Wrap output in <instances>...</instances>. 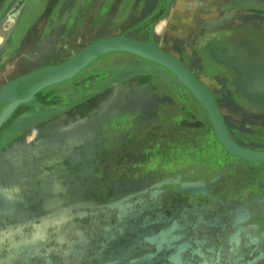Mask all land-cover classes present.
Wrapping results in <instances>:
<instances>
[{"label": "rangeland", "instance_id": "374dc122", "mask_svg": "<svg viewBox=\"0 0 264 264\" xmlns=\"http://www.w3.org/2000/svg\"><path fill=\"white\" fill-rule=\"evenodd\" d=\"M72 1L0 0V91L12 96L0 100V264H264V159L223 145L164 64L128 50L73 59L130 34L176 48L231 136L264 150V60L250 65L247 40L226 37L245 27L264 40V0H207L219 14L176 18L177 45L163 16L160 33L142 21L148 38L142 22L108 30L133 0H76L94 14L79 49L62 31L73 18L59 17Z\"/></svg>", "mask_w": 264, "mask_h": 264}, {"label": "crops", "instance_id": "0c3cea01", "mask_svg": "<svg viewBox=\"0 0 264 264\" xmlns=\"http://www.w3.org/2000/svg\"><path fill=\"white\" fill-rule=\"evenodd\" d=\"M75 1L76 0L72 1V2H74L72 4V8L69 7L66 10H63L62 13L59 15V17L61 18L60 20H62V21L65 20V23H64L65 25L67 24V21L64 18H73V20L70 21L71 25L69 27H66V28L64 27V29L62 31H68L69 32V36L67 37L68 41L73 40L72 42H74V44L76 42V45H74V46H76V49H79L81 47H85L87 45V43L94 37L93 36L94 35V32H93L94 28L92 26L93 23H92V21H89L90 19H88V17H90L91 15H94V14H93V10H90V9H87L88 11L84 10L83 12L80 11V9H76ZM117 1H121V0H117ZM206 1L207 0H133L132 4L130 5V7L128 8L126 13H124L122 15L119 22L111 23V27L108 30H110V32L121 31V30H124V28H126V27L128 28L131 26H137L143 20H146V18L152 17L153 19L149 23L150 24L154 23L155 24L154 30L156 32L160 33L162 31V28L160 26L161 22H156L157 21L156 18L163 16V17L169 18V23L171 25L170 28L168 29V31L170 33L169 37L172 40H175V43L177 45L180 43L181 37H185V36H180L179 32L177 31L178 26H180L179 21H181V20L178 21V20H176V18H179V17L185 18V17H189V16L201 17L204 15L205 16H217L219 14V13L214 12V11L212 12V9L210 11L208 8H204L203 6L206 3ZM20 5H22L21 1H18L17 6H20ZM194 7H196L195 10H194ZM105 15H106V18L107 17L111 18V16L107 13ZM107 15H109V16H107ZM250 15L252 16V14H250V13L249 14L246 13V15H245V16H248L249 21L253 20ZM242 16H244V15H242ZM159 21H161V20H159ZM111 22H112V20H111ZM146 23L147 22H142V24L139 25V28H137V32L139 33L138 35H140L141 37H144V38H148L147 33L149 31L148 29L145 28L148 25ZM108 30H106V31H108ZM251 31H252L251 29L247 30L245 27H243V28L240 27V28L234 29L231 32L227 33L226 37L231 38L232 41H237V38H239V35L241 34L242 38H244L241 40H247L248 42H250L251 39H254V37L252 38ZM246 32L249 36L246 34ZM252 32H254V31H252ZM128 37H132L131 34ZM132 38H134V37H132ZM135 39H137V38H135ZM66 46H68V45H66ZM207 47L208 46H206V48ZM239 48H240V46H239ZM242 49H244V50L247 49V50L251 51L252 47H251V45H243ZM65 50H67V49H65ZM65 50H62V52H59V54H63ZM164 50H166V49H164ZM167 51L169 53L177 56L178 58H180L179 56H181L177 52L176 48H174V49L172 48L170 51L169 50H167ZM248 61H249V64L252 65V60H248ZM92 64H89V66ZM9 73H11V71H9ZM3 74H5V72ZM200 79L202 81L204 80L203 77H201Z\"/></svg>", "mask_w": 264, "mask_h": 264}, {"label": "water", "instance_id": "95a60500", "mask_svg": "<svg viewBox=\"0 0 264 264\" xmlns=\"http://www.w3.org/2000/svg\"><path fill=\"white\" fill-rule=\"evenodd\" d=\"M112 38L113 37L103 38L100 40H95L92 43H90L81 52H79L75 58H73V59H76V67L74 65L73 66L76 69H78L79 67H81L82 64H87L88 62H90L92 59H94L98 55H100L106 51H110V50H128L131 52H137L134 49H130L127 46L121 45V43H118L120 45L115 44L114 43L115 41H113ZM117 38L119 40L120 38H123V37H117ZM140 48H141L140 52H141V54H143L144 57H146L145 55H151V54H157V53L161 54L160 51H157L156 48L151 44H147V43L142 42V45L140 44ZM137 54H139V53H137ZM164 57H167L168 59H170L172 61L171 64L168 63L169 66H172V65L176 66L177 68L180 69V71L183 72L182 76L185 75V77H186L185 81H186L187 85L190 87V89H192V91L196 94V96L202 101V103L206 107V109L210 115V118L212 120L214 130L217 133V135L219 136L220 140L224 143V145L229 150H231L232 152H234L238 155L249 157V158L264 159V151H257L255 149H250V148H247V149L242 148L241 146H239L238 144H236L232 140L231 136L229 135L228 131L226 130V128H225V126H224V124L220 118L218 111L216 110L214 101H213L212 97L210 96V94L200 85V83L181 64H179L178 62H176L174 59L170 58L167 55H164ZM68 66H70V65H68ZM68 66L65 67L66 69L64 68V73L67 72ZM173 68H175V67H173ZM177 72H178V74H181V72L180 73H179V71H177ZM50 80H54V78L53 79L50 78ZM3 92H4V90L0 91V94ZM5 92H7V91L5 90ZM16 97L19 99H22L18 95H16ZM1 100H4V99H1ZM3 114H5V112Z\"/></svg>", "mask_w": 264, "mask_h": 264}, {"label": "bare ground", "instance_id": "6f19581e", "mask_svg": "<svg viewBox=\"0 0 264 264\" xmlns=\"http://www.w3.org/2000/svg\"><path fill=\"white\" fill-rule=\"evenodd\" d=\"M117 37H113L112 38V40L113 41H115L114 43L115 44H118V43H121V45H124V46H127L128 48H130V49H134V50H136L137 52H134V53H139L140 55H142L143 56V54H141V52H140V44L142 45V41L141 40H138V39H135V38H132V37H123V38H120L119 40H118V38L116 39ZM123 43V44H122ZM118 45H120V44H118ZM139 49V50H138ZM156 50L157 51H160V53L161 54H159V53H157V54H151V55H145L147 58H151V59H153V60H156V61H158V62H160V63H162V64H164L165 66H167L168 68H170L175 74H177V76H178V78L180 79V81L181 82H183V84H185L186 86H188L187 85V83H186V81H185V75H183L182 76V74H183V72L182 71H180V69L179 68H177L176 66H169L168 65V63L169 64H171V60L170 59H168L167 57H164V55H167V56H169L170 58H172V59H174L176 62H178L179 64H181L199 83H200V85L210 94V96L212 97V99H213V101H214V104H215V107H216V110L218 111V113H219V115H220V118H221V120H222V122H223V124H224V126H225V128H226V130L228 131V133H229V135L231 136V134H230V131H229V129H228V126H227V124H226V121H225V118H224V116H223V114H222V109H221V107H220V105L218 104V102H217V100L215 99V97L213 96V94L210 92V90L207 88V86L205 85V83L200 79V78H198L190 69H189V67L187 66V65H185L177 56H175V55H173V54H171V53H169L168 51H166V50H164V49H160V48H156ZM164 55H163V54ZM150 56V57H149ZM173 67H175V68H173ZM177 69V70H176ZM177 71H179V73L181 72V74H178V72ZM26 78V76H23V75H18V76H16V77H14V78H12V82H15V83H19V82H21V81H23L24 79ZM27 81V80H26ZM189 87V86H188ZM190 88V87H189ZM192 90V89H191ZM1 96H0V100L1 99H4V100H11L10 98L12 97H10L9 96V94H8V91L7 92H3V93H1L0 94ZM3 96V97H2ZM11 102V101H10ZM216 135H217V133H216ZM217 137H218V139L220 140V138H219V136L217 135ZM231 138H232V140L236 143V144H238L239 146H241L242 148H249V147H246V146H243V145H241V144H239L232 136H231ZM220 142H222L221 140H220ZM222 144L224 145V143L222 142ZM251 149V148H250ZM255 150H257V151H264V150H262V149H255Z\"/></svg>", "mask_w": 264, "mask_h": 264}, {"label": "flooded vegetation", "instance_id": "af4514ba", "mask_svg": "<svg viewBox=\"0 0 264 264\" xmlns=\"http://www.w3.org/2000/svg\"><path fill=\"white\" fill-rule=\"evenodd\" d=\"M247 34V32H246ZM244 35V34H243ZM248 35V34H247ZM251 35H252V38L254 37V39H251L250 42L248 41H244V42H241L242 43V46L243 45H251L252 49L254 51H252V65L254 64V61L257 59V58H261L264 60V40L262 39L263 37L260 36L258 33L256 32H252L251 31ZM249 36V35H248ZM260 37V38H259ZM262 37V38H261ZM239 38H242V35L240 34L239 35ZM236 48L239 49V46L236 44ZM240 50V49H239ZM264 63V62H263Z\"/></svg>", "mask_w": 264, "mask_h": 264}]
</instances>
